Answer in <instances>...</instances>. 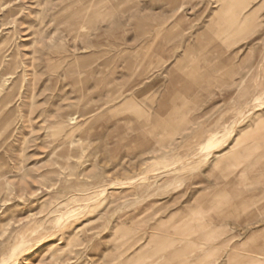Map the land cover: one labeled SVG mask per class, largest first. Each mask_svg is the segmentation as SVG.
<instances>
[{"label":"rangeland","instance_id":"rangeland-1","mask_svg":"<svg viewBox=\"0 0 264 264\" xmlns=\"http://www.w3.org/2000/svg\"><path fill=\"white\" fill-rule=\"evenodd\" d=\"M94 1L0 0V259L264 264V0Z\"/></svg>","mask_w":264,"mask_h":264},{"label":"bare ground","instance_id":"bare-ground-1","mask_svg":"<svg viewBox=\"0 0 264 264\" xmlns=\"http://www.w3.org/2000/svg\"><path fill=\"white\" fill-rule=\"evenodd\" d=\"M102 1H105V0H95L94 1V3L92 4L93 5V7H94V12H93V14H95V16H96V18H99V17H101L100 15H99V11H97L96 10V6L98 5V4H100ZM241 2H236L235 1V3H233V4H231V5H229V6H227L226 5V7H222L223 8V11H224V13L226 14L227 13V15H230L231 17V20H233V21H236V19H237V17H240L241 15H243V7L241 8ZM6 7V6H5ZM25 8V7H24ZM23 9V8H22ZM245 9V8H244ZM222 10V9H221ZM39 14V13H38ZM41 15V14H40ZM39 15V16H40ZM81 17V16H80ZM14 18V17H13ZM102 18V17H101ZM226 21H227V19H226ZM82 25V24H81ZM159 28V27H158ZM162 29H163V27H162ZM161 31V30H160ZM152 33V32H151ZM148 36V35H147ZM43 39V38H42ZM181 48V47H180ZM148 53V52H147ZM147 55V54H146ZM1 62H2V60H1V56H0V64H1ZM6 63V62H5ZM10 65H12L13 66V63H11ZM138 65V64H137ZM5 67V66H4ZM139 67V66H138ZM13 71V70H12ZM11 71V72H12ZM11 72H2L3 74V76L4 75H7V74H9V73H11ZM14 72V71H13ZM35 73V72H34ZM136 73V72H135ZM32 76V75H31ZM7 78V77H6ZM6 83V82H5ZM1 84H3V83H1ZM22 90V89H21ZM29 91V90H28ZM23 93V92H22ZM32 93V92H31ZM29 95H31V94H29ZM9 93H7L6 95H4V97L0 100V136H2L1 138H3L2 140H6V138L8 137V135H9V130H11L10 129V123H9V117H10V112L8 111V112H6L5 111V109H4V106L9 102ZM23 96V95H22ZM18 98V97H17ZM115 98V97H114ZM54 103V102H53ZM177 103H179V102H177ZM9 104V103H8ZM61 104V103H60ZM137 104V103H136ZM44 105V104H43ZM53 105V104H52ZM21 106V105H20ZM48 106V105H47ZM46 106V107H47ZM32 107V106H31ZM16 108V107H15ZM21 108V107H20ZM26 108V107H25ZM39 108H41V107H39ZM54 109V108H53ZM27 110V109H26ZM51 110V109H50ZM29 113V112H28ZM141 113V112H140ZM22 114V113H21ZM139 114V113H138ZM50 115V114H49ZM72 116V115H71ZM70 116V118H68V120L69 121H72L73 119H74V117H71ZM241 116V115H240ZM22 117V116H21ZM40 117V116H39ZM48 117V116H47ZM21 119V118H20ZM31 119V118H30ZM43 119V118H42ZM66 120V119H65ZM67 120V121H68ZM76 121V120H75ZM27 122H28V120H27ZM87 122V121H86ZM28 123H30V122H28ZM34 123V122H33ZM45 123V122H44ZM61 122H55V124H60ZM66 123H68V122H66ZM22 124V123H21ZM27 124V123H26ZM35 124V123H34ZM85 124V123H84ZM161 124V123H160ZM159 124V125H160ZM163 124V123H162ZM157 125V124H156ZM29 126V125H28ZM35 126V125H34ZM163 126V125H162ZM27 127V126H26ZM59 127L61 128V126L59 125ZM63 127V126H62ZM37 128H38V126H37ZM159 129V128H158ZM163 129V128H162ZM19 130H20V128H19ZM34 130V129H33ZM15 133V132H14ZM11 135V134H10ZM47 136V135H46ZM51 136V135H50ZM8 141V140H7ZM24 142V141H23ZM59 142V141H58ZM73 142V141H72ZM2 143H1V141H0V145H1ZM23 144V143H22ZM69 144H71V142H69ZM73 144V143H72ZM71 144V145H72ZM21 146H23V145H21ZM66 146H68V145H66ZM73 147H74V145H73ZM247 149H249V148H247ZM72 150V149H71ZM253 151V150H252ZM20 153V152H19ZM70 153V152H69ZM205 153V151H203V145H201L200 146V151L199 152H197L196 154H194L191 158L192 159H197V162L198 163H202V162H204V160L205 159H203L204 158V154ZM233 153H231L230 155H229V157L228 158H226L225 160H226V162L225 163H227V165H233L234 164V161H233V155H232ZM241 155V154H240ZM247 156V155H246ZM21 157V156H20ZM66 157V156H65ZM69 157V156H68ZM57 158V157H56ZM63 158V157H62ZM243 158V157H242ZM60 159V158H59ZM241 159V158H240ZM53 160V159H52ZM64 160V159H63ZM66 160V159H65ZM199 160V161H198ZM257 160H255V162H256ZM18 162H20V161H18ZM65 162H67V160L65 161ZM21 163V162H20ZM54 163V162H53ZM242 163V162H241ZM254 163V162H253ZM65 164V163H64ZM68 165V164H67ZM262 165H263V163H262ZM258 166V165H257ZM56 167V166H55ZM235 167H237V166H235ZM251 168V167H250ZM255 168V167H254ZM9 169V168H8ZM67 170H69V169H67ZM247 172V171H246ZM68 173V172H67ZM242 173V172H241ZM245 173V172H244ZM248 174V173H247ZM1 173H0V177H1ZM40 175V174H39ZM63 175V174H62ZM3 177V176H2ZM9 177V176H8ZM34 178V177H33ZM26 181V180H25ZM20 182V181H19ZM91 189V188H90ZM91 194V193H90ZM85 195V194H84ZM79 198V197H78ZM56 208V207H55ZM88 209V208H87ZM75 211H76V209H74V210H72V211H68L66 214H57L56 215V217H55V219H54V222H53V227H52V229L55 231V230H58V229H61V228H63L64 226H66L65 224H66V222H67V220H68V218H70L71 216H73L74 214L73 213H75ZM49 212V211H48ZM237 213V212H236ZM48 215V214H47ZM9 216V215H8ZM7 216V217H8ZM53 219V218H52ZM9 221V220H8ZM7 223V222H6ZM69 223V222H68ZM201 225V224H200ZM204 226V225H203ZM36 227V226H35ZM39 227H41V225L39 226ZM38 227V228H39ZM44 227H46V226H44ZM48 227V226H47ZM65 228V227H64ZM221 228V227H220ZM49 229H51V228H49ZM196 229V228H195ZM217 229V230H216ZM215 229V231L218 233V231L220 230H218V228H216ZM38 230V229H37ZM42 230H44V229H42ZM41 230V231H42ZM66 230V229H65ZM190 230V229H189ZM1 231V230H0ZM47 231V230H46ZM64 231V230H63ZM36 230H34L33 231V233H32V235L31 236H33L34 235V233L36 234ZM40 231H38L37 233H39ZM51 232V231H50ZM193 232V231H192ZM221 232H224V231H221ZM54 233V232H53ZM213 233V232H212ZM212 233H209L211 236H212ZM220 233V232H219ZM218 233V234H219ZM46 234V233H45ZM57 234V233H56ZM221 234V233H220ZM62 235V234H61ZM210 235H208V237L210 236ZM222 235H225V233L224 234H221L220 236H222ZM21 237L18 239V240H16V242H15V244L11 247V249L9 250V252L5 255V256H3L1 259H0V264H16V262L18 261V259L20 258V256L23 254V252L24 251H26L30 246H28L27 244L28 243H30V240H32L33 239V237H32V239L30 238V237H27V236H22V235H20ZM41 236V235H40ZM39 236V237H40ZM50 236V235H49ZM56 236V235H55ZM38 236H36L35 238H37ZM215 237V236H214ZM232 237L233 236H230V237H227V238H225V239H223V240H220L219 242H218V245L219 246H221V247H224V246H227L228 245V243H230L231 242V239H232ZM47 238V237H46ZM61 238H63V237H61ZM78 238V237H77ZM179 238V237H178ZM10 239V238H9ZM80 239V238H79ZM203 238H201L200 240H202ZM205 239V238H204ZM208 239V238H207ZM209 239H210V237H209ZM213 239V238H212ZM212 239H210L211 241H212ZM15 240V239H14ZM208 241V242H211V241ZM45 241V240H44ZM59 241V240H58ZM191 241V240H190ZM194 241H196V240H194ZM14 242V241H13ZM51 244H52V242H51ZM54 244V243H53ZM51 245L52 246V248L56 245V243L54 244V245ZM81 244V243H80ZM8 245V244H7ZM50 246V245H49ZM51 246H50V248H51ZM48 247V246H47ZM56 247H59L60 248V251H61V249H62V247L61 246H55V248ZM174 247V246H173ZM197 247V246H196ZM72 248V247H71ZM9 249V248H8ZM35 249V248H34ZM49 249V248H48ZM56 249H58V248H56ZM221 249V248H220ZM227 249V248H226ZM7 250V249H6ZM51 250V249H50ZM5 251V250H4ZM55 251V250H54ZM58 251V250H57ZM192 252V251H191ZM57 253V252H56ZM59 253H61V252H59ZM174 253H175V251H174ZM249 253V252H248ZM4 254V253H3ZM53 254V253H52ZM51 254V255H52ZM66 254V253H65ZM185 254H186V252H185ZM262 254H264V253H257V255H262ZM2 255V254H1ZM55 255V254H54ZM188 255V254H187ZM184 256V255H183ZM1 257V256H0ZM54 257V256H53ZM52 257V258H53ZM56 257H60V256H56ZM51 258V257H50ZM259 258V257H258ZM71 259V258H70ZM177 259V258H176ZM232 259H235V258H233V257H231L230 258V260H232ZM69 260V259H68ZM238 260V259H237ZM236 260V261H237ZM51 261H53V259L51 260ZM64 261V260H63Z\"/></svg>","mask_w":264,"mask_h":264}]
</instances>
